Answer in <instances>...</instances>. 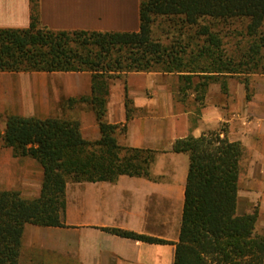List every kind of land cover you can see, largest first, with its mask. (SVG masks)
I'll use <instances>...</instances> for the list:
<instances>
[{"label": "trees", "instance_id": "trees-1", "mask_svg": "<svg viewBox=\"0 0 264 264\" xmlns=\"http://www.w3.org/2000/svg\"><path fill=\"white\" fill-rule=\"evenodd\" d=\"M31 10L29 27L0 28V72H91L92 95L68 104L91 105L100 137L84 138L75 118L6 115L3 144L15 157L35 159L44 175L37 198L0 190V264H19L26 224L64 226L67 182L150 175L158 151L121 146L117 134L126 127L105 121L111 79L177 73L181 95L193 92L202 106L209 85L222 76H244L249 91L248 75L264 74V0H140V29L132 32L51 29L41 23L40 0H31ZM126 106L130 119L135 110L130 100ZM223 132L220 127L172 144L190 159L174 264H264L259 209L237 213L244 147Z\"/></svg>", "mask_w": 264, "mask_h": 264}, {"label": "crops", "instance_id": "crops-1", "mask_svg": "<svg viewBox=\"0 0 264 264\" xmlns=\"http://www.w3.org/2000/svg\"><path fill=\"white\" fill-rule=\"evenodd\" d=\"M31 12V0H0V28L29 27ZM40 19L57 30L138 31L140 0H40ZM222 77L209 85L202 106L193 92L181 95L177 73L130 72L111 79L105 121L126 127L117 134L121 146L158 151L150 175L67 182L64 226L26 224L21 264H174L190 159L172 144L220 127L222 137L244 147L237 213L258 207L256 230L264 234V74L248 75L249 91L244 76ZM92 82L87 71L0 72V190L37 198L44 175L35 159L15 157L3 144L5 116L75 118L84 138L98 139L91 105L68 104L91 96ZM127 100L135 110L130 119ZM112 229L162 242L123 237Z\"/></svg>", "mask_w": 264, "mask_h": 264}, {"label": "rangeland", "instance_id": "rangeland-1", "mask_svg": "<svg viewBox=\"0 0 264 264\" xmlns=\"http://www.w3.org/2000/svg\"><path fill=\"white\" fill-rule=\"evenodd\" d=\"M241 36L242 35H239L238 37H236V39H237V41H240V39H241ZM236 39H235V41H236ZM227 45H230V43H228ZM8 115V114H7ZM0 116H3V115H0ZM4 117V116H3ZM2 117V118H3ZM6 117V116H5ZM258 208V207H257ZM259 209V208H258ZM29 224V223H28ZM26 226V225H25ZM22 246H23V243H22ZM21 254H22V247H21V253H20V257H19V264H21Z\"/></svg>", "mask_w": 264, "mask_h": 264}]
</instances>
